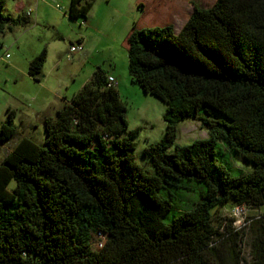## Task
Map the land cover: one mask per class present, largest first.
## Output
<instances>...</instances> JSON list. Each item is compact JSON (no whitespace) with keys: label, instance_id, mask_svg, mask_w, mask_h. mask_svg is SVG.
I'll return each instance as SVG.
<instances>
[{"label":"trees","instance_id":"1","mask_svg":"<svg viewBox=\"0 0 264 264\" xmlns=\"http://www.w3.org/2000/svg\"><path fill=\"white\" fill-rule=\"evenodd\" d=\"M94 2L71 0L69 17L88 18ZM6 3L0 35L30 22L5 14ZM164 22L133 25L126 43L132 83L166 103L164 136L144 150L154 171L137 159L128 102L98 66L45 118L44 144L21 137L0 164V264H264V0L194 4L180 32ZM46 59L44 49L29 74ZM16 114L9 108L0 149ZM189 118L209 136L179 145ZM240 157L253 169L234 166ZM237 206L262 212L239 228L219 215Z\"/></svg>","mask_w":264,"mask_h":264},{"label":"rangeland","instance_id":"2","mask_svg":"<svg viewBox=\"0 0 264 264\" xmlns=\"http://www.w3.org/2000/svg\"><path fill=\"white\" fill-rule=\"evenodd\" d=\"M24 1L27 7L34 11L30 22L0 35V128L9 117V107L17 112L16 133L0 149V164L21 137L27 136L39 144H44L48 134L45 113H42L43 107L55 99V91H59L62 86L67 87V95L71 99L91 78L98 65H101L104 69L113 71L122 82L120 92L128 102V131L139 128V133L134 138L138 144L137 159L146 169L153 172L152 161L145 156L144 150L164 136L166 103L132 83L127 34L132 31L133 25L138 28L162 26L166 23V18L174 27L179 28L180 22L172 17L171 11L169 12L175 4L180 9L187 7L190 16L194 4L209 8L216 0H95L88 18L79 19H72L68 15L71 0ZM15 4L16 0H7L5 14L27 16L23 12L17 13ZM58 5L62 6L63 10L59 9ZM81 33L90 43L83 45V49L73 54L72 59H67L70 47L78 43V39H81L78 35ZM19 38L21 42H18ZM44 49L47 50L45 65L42 72L33 77L29 74L30 63ZM52 107L53 105L48 112ZM52 113L51 116L56 115L55 111ZM208 136L209 130L200 120L189 118L181 122L176 143L189 145L196 139ZM232 163L244 171L253 169V165L242 158L238 162L233 159ZM260 212L262 211L248 209L236 216L230 208H223L219 215L234 218L233 226L240 228L249 216H259ZM175 214L176 212L172 211L167 219L171 220ZM220 220L217 219L216 224H219ZM246 233L242 241L243 256L250 260V227L246 229ZM100 240L99 236L95 238L94 247L97 249L101 247L103 239Z\"/></svg>","mask_w":264,"mask_h":264},{"label":"crops","instance_id":"3","mask_svg":"<svg viewBox=\"0 0 264 264\" xmlns=\"http://www.w3.org/2000/svg\"><path fill=\"white\" fill-rule=\"evenodd\" d=\"M37 3H39V1H37ZM164 4V3H163ZM16 12L17 13H26L27 16L29 15L28 14V10L31 9L27 7L26 3L24 0H16ZM163 7V6H162ZM166 7V6H165ZM169 7V6H168ZM178 7V6H177ZM176 7V4L173 6L172 9L169 10V12L171 11V15H173L172 17H175V20H178V22H180V26L179 28H176L175 27V30L176 32H180V30L182 29V27L184 26V24L186 23V21L189 19V9L186 7L184 9H180L179 7L177 8ZM163 10L165 11L166 9H164L163 7ZM33 12L28 16L29 18H31V15H33ZM32 19V18H31ZM169 19H167L168 21ZM170 23H172L170 20L168 21ZM12 31V30H11ZM83 33H81L79 38L81 39H78V43L77 44H81L82 46H86L87 43H90L89 40L87 39V37H84L82 35ZM129 36V33L127 34V38ZM127 38H126V43H127ZM18 40V39H17ZM18 42H21V38H19V41ZM20 47V46H18ZM98 66H101V65H98ZM109 75L110 76H113L116 78L117 80V85H118V88L119 90L121 89V86H122V82L119 80V78L115 75V73L113 71H109ZM55 99H53L51 102H49L45 107H43L42 109V113L44 115L45 113V117L47 116H51L53 115L52 111H55L57 112V110L69 99V96L67 95V87H64L62 86L61 89L59 91H55V95H54ZM53 105V107L51 108V111H49V108L50 106ZM11 108V107H9ZM42 115V114H41ZM44 117V118H45Z\"/></svg>","mask_w":264,"mask_h":264},{"label":"built area","instance_id":"4","mask_svg":"<svg viewBox=\"0 0 264 264\" xmlns=\"http://www.w3.org/2000/svg\"><path fill=\"white\" fill-rule=\"evenodd\" d=\"M58 8L61 9V10H63V7L62 6H59L58 5ZM32 11L33 10L29 9L28 10V14L32 13ZM84 22H86V21H84ZM82 49H83V46L81 44H73L70 47V50H69V52L66 55L67 59H72L73 58V54H75L76 52L81 51ZM7 57H9V54H7ZM109 82H110V85H117V80L113 76H109ZM248 209L249 208H247L246 206H237V207H234V208H232L230 210L232 211V213L234 215L238 216L239 214H242L243 212H245ZM102 242H101V246H102Z\"/></svg>","mask_w":264,"mask_h":264}]
</instances>
